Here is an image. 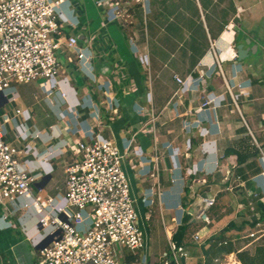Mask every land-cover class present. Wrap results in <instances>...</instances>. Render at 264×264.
<instances>
[{"label":"crops","instance_id":"0c3cea01","mask_svg":"<svg viewBox=\"0 0 264 264\" xmlns=\"http://www.w3.org/2000/svg\"><path fill=\"white\" fill-rule=\"evenodd\" d=\"M71 1L66 16L91 60L62 74L68 97L37 83L44 91L39 106L15 86L18 100L0 108L12 115L15 108L25 110L18 129L40 133L33 147L52 151L40 159L23 154L30 171L50 175L48 186L55 168L64 173L68 156L58 149L98 128L127 154L147 264H174L172 246L185 254L181 264H264V0H188L194 14L176 8L185 11L182 23L192 21L203 32V40L190 41L193 28L185 25L179 48L189 45L178 60L159 30L172 21L175 0H143L130 15V32L113 20L110 0ZM231 22L235 29L227 30ZM175 75L189 80L182 86ZM150 110L154 133L145 126ZM4 129L10 141L22 143L13 124ZM239 153L247 156L243 163ZM209 198L216 202L206 208ZM36 223L32 211L0 218L3 264H34L35 251L26 242L41 240ZM140 258L129 256L126 264H141Z\"/></svg>","mask_w":264,"mask_h":264},{"label":"built area","instance_id":"2783aa9c","mask_svg":"<svg viewBox=\"0 0 264 264\" xmlns=\"http://www.w3.org/2000/svg\"><path fill=\"white\" fill-rule=\"evenodd\" d=\"M67 5L73 6L72 1L0 0V108L18 100L17 93L11 92L14 84L36 82L42 88L49 87L50 94L57 90L64 99L68 97L61 88L62 74L69 76L70 71L80 70L91 56L73 33L76 26L66 16ZM110 5L114 6L112 1ZM119 14L112 13L113 20H119ZM231 25L233 22L226 29L234 30ZM218 66L222 71L219 62ZM144 69L149 81V65ZM174 78L182 86L189 80L177 75ZM148 113L146 131L154 133L153 110ZM24 115L21 108H15L13 115L0 112V213L3 220L22 210L34 213L41 234L39 243L33 244L34 264H126L127 257L139 255L141 264H147L141 255L146 236L124 165L127 154L96 128L90 136L74 143L66 141L58 149H65L68 156L64 194L36 192L35 185L43 175L31 172L21 156L36 154L41 158L44 153L51 156L52 151L40 152L33 147L40 133L18 129L16 119ZM9 124L14 125L21 144L7 138L4 127ZM215 202V198L207 199L206 208ZM48 236L52 241L38 247ZM172 248L173 263L181 264L185 254Z\"/></svg>","mask_w":264,"mask_h":264},{"label":"rangeland","instance_id":"374dc122","mask_svg":"<svg viewBox=\"0 0 264 264\" xmlns=\"http://www.w3.org/2000/svg\"><path fill=\"white\" fill-rule=\"evenodd\" d=\"M75 2L77 0H74ZM114 4L110 5L108 4L107 6H111V10L113 11L112 13H114L117 16V12H120V20L123 21L124 23H126V26L128 27V32H130V27L132 26V17L130 16L131 13H133L134 8H136V6H138L139 4H141L143 2V0H111ZM240 3V5L243 3L242 0H236V3ZM254 3L257 2V0L253 1ZM116 3H119V5H115ZM101 4V2L99 3ZM119 7V9H117ZM180 8L182 7L185 11H187V13L189 14H194V7H192V3L189 2L188 0H175L174 6L172 7V9H175L172 12V21L166 22L164 27H160L159 30L161 32V38L160 41L167 43L168 44V49H169V53H174V57L176 58V60L180 59L182 57V55L185 52V48H187V46L189 45V43L186 45V47H181L179 48V41L184 40L185 38V33H186V26L193 28V29H188V31L191 33V39L195 40V39H202V35L203 32L201 33V28L196 26V28H194L195 23L190 21V24L187 23L189 21H186L182 23L181 18L183 16L184 18V14L185 11H180L176 8ZM179 13H178V12ZM174 13V14H173ZM177 13V14H175ZM113 17V16H112ZM170 18V17H169ZM188 20V19H187ZM206 20L210 21V18L206 15ZM241 23H245L244 18H242ZM189 24V25H188ZM186 25V26H185ZM211 27V26H210ZM144 30V28H143ZM145 32H146V27H145ZM212 33V31H211ZM205 32H204V36H205ZM188 41V40H187ZM255 47V46H254ZM173 66L175 67V61L172 62ZM219 70V68H218ZM223 83L225 84V80L223 78V76H221ZM17 88V90H19L20 94H22L23 98H27L28 100H30L31 102L37 103L39 106H44V102H43V89L39 88L36 82H30V83H21V84H14ZM47 89L49 87H46ZM231 99L233 100V102L235 103L236 100H234L235 98L232 97V94H229ZM16 105H19L18 103H16ZM236 105V103H235ZM14 106V104H13ZM38 107V106H37ZM0 112H2V109L0 110ZM53 121V120H52ZM54 179L51 183L48 184V186H46L45 191H44V195L45 194H51L53 196H55L56 194H64L65 191V175L63 173V170L61 169L60 166H58L57 168H55V173H54ZM35 191L38 192V188H35ZM137 200H136V205H137ZM138 206V205H137ZM21 214H25V211L22 210ZM0 218H2V214L0 213ZM36 223V230L38 231V227H37ZM39 239V238H38ZM26 247L28 248L29 251H35V247L33 245V243L31 242H26ZM165 252H167V254L169 255V258L172 257L171 256V252L169 251V248H166L164 250ZM164 251H162L161 253H163ZM145 254H150V251L148 253V249L145 250ZM162 264V263H161Z\"/></svg>","mask_w":264,"mask_h":264},{"label":"water","instance_id":"95a60500","mask_svg":"<svg viewBox=\"0 0 264 264\" xmlns=\"http://www.w3.org/2000/svg\"><path fill=\"white\" fill-rule=\"evenodd\" d=\"M51 179L50 175H45L40 182L36 183V187L39 189H44L45 186L47 185V183L49 182V180ZM53 237L52 236H48L43 242H41L39 244L38 247H44L46 244L50 243L52 241ZM184 261V258L182 259ZM0 264H3V258L0 255Z\"/></svg>","mask_w":264,"mask_h":264},{"label":"trees","instance_id":"16d2710c","mask_svg":"<svg viewBox=\"0 0 264 264\" xmlns=\"http://www.w3.org/2000/svg\"><path fill=\"white\" fill-rule=\"evenodd\" d=\"M246 158H247L246 155H243V154H240V153L238 154V162L239 163H243L246 160ZM186 219H188V218H186ZM181 231H182V234H184L185 231H186V227L185 226L182 227ZM239 257L241 258V256H239Z\"/></svg>","mask_w":264,"mask_h":264},{"label":"bare ground","instance_id":"6f19581e","mask_svg":"<svg viewBox=\"0 0 264 264\" xmlns=\"http://www.w3.org/2000/svg\"><path fill=\"white\" fill-rule=\"evenodd\" d=\"M231 260V259H230ZM233 264H238V263H233Z\"/></svg>","mask_w":264,"mask_h":264}]
</instances>
